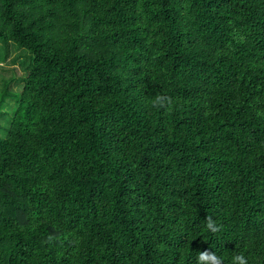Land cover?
I'll return each instance as SVG.
<instances>
[{"label":"trees","instance_id":"1","mask_svg":"<svg viewBox=\"0 0 264 264\" xmlns=\"http://www.w3.org/2000/svg\"><path fill=\"white\" fill-rule=\"evenodd\" d=\"M8 43L0 264H264V0H0Z\"/></svg>","mask_w":264,"mask_h":264},{"label":"rangeland","instance_id":"2","mask_svg":"<svg viewBox=\"0 0 264 264\" xmlns=\"http://www.w3.org/2000/svg\"><path fill=\"white\" fill-rule=\"evenodd\" d=\"M31 56L23 49L16 48L13 44H0V91L6 88L18 92L21 88V76L25 75L28 69ZM13 98H6L2 110L8 115L12 113L16 103ZM1 124L7 120L2 118Z\"/></svg>","mask_w":264,"mask_h":264},{"label":"clouds","instance_id":"3","mask_svg":"<svg viewBox=\"0 0 264 264\" xmlns=\"http://www.w3.org/2000/svg\"><path fill=\"white\" fill-rule=\"evenodd\" d=\"M153 106L159 107L163 106L162 97H156L153 101ZM206 228L212 232L216 233L220 230L219 226L211 217H206ZM196 264H223V260L208 250L198 252L196 255ZM232 264H248L247 258L242 254H236L232 257Z\"/></svg>","mask_w":264,"mask_h":264}]
</instances>
